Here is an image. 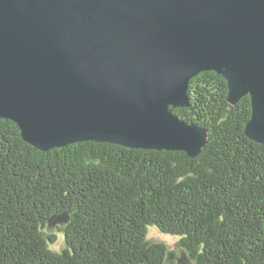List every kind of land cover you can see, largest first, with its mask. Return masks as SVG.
I'll list each match as a JSON object with an SVG mask.
<instances>
[{
	"label": "water",
	"instance_id": "water-1",
	"mask_svg": "<svg viewBox=\"0 0 264 264\" xmlns=\"http://www.w3.org/2000/svg\"><path fill=\"white\" fill-rule=\"evenodd\" d=\"M211 70L231 105L250 95L245 133L264 143V0H0V118L42 151L95 141L196 157L208 130L174 109Z\"/></svg>",
	"mask_w": 264,
	"mask_h": 264
},
{
	"label": "trees",
	"instance_id": "trees-1",
	"mask_svg": "<svg viewBox=\"0 0 264 264\" xmlns=\"http://www.w3.org/2000/svg\"><path fill=\"white\" fill-rule=\"evenodd\" d=\"M204 71L174 112L208 130L185 151L82 141L49 151L0 118V264H170L178 236L192 264H264V143L249 138L250 95ZM57 229L65 236L55 250Z\"/></svg>",
	"mask_w": 264,
	"mask_h": 264
},
{
	"label": "rangeland",
	"instance_id": "rangeland-1",
	"mask_svg": "<svg viewBox=\"0 0 264 264\" xmlns=\"http://www.w3.org/2000/svg\"><path fill=\"white\" fill-rule=\"evenodd\" d=\"M53 232L57 234L58 239L56 243L51 244V247L55 250H60L64 245L65 236L57 229L53 230ZM149 236L154 241L166 243L170 249L176 251L177 259L170 264H187L184 261L185 256L183 255L182 248L180 247V238L178 236L162 233L156 228H150Z\"/></svg>",
	"mask_w": 264,
	"mask_h": 264
}]
</instances>
